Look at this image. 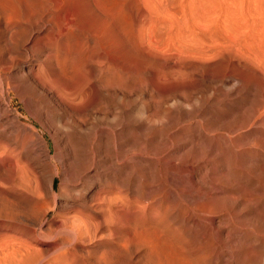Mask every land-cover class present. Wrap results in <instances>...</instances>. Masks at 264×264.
Masks as SVG:
<instances>
[{
  "label": "rangeland",
  "instance_id": "1",
  "mask_svg": "<svg viewBox=\"0 0 264 264\" xmlns=\"http://www.w3.org/2000/svg\"><path fill=\"white\" fill-rule=\"evenodd\" d=\"M0 264H264V0H0Z\"/></svg>",
  "mask_w": 264,
  "mask_h": 264
},
{
  "label": "bare ground",
  "instance_id": "2",
  "mask_svg": "<svg viewBox=\"0 0 264 264\" xmlns=\"http://www.w3.org/2000/svg\"><path fill=\"white\" fill-rule=\"evenodd\" d=\"M101 62H102V61H101ZM100 65H101V64H100ZM100 87H101V86H100ZM99 89H100V88H99ZM94 100H95V99H94ZM52 167H53V166H52ZM56 167H57V166L54 164V168H55V169H56ZM49 169H50V168H49ZM50 170H51V169H50ZM50 173H51V172H50ZM50 173H49V174H50ZM53 173H54V172H53ZM51 174H52V173H51ZM51 174H50V175H51ZM49 177L51 178V176H49ZM48 180H49V179H48ZM49 182H50V184H51L50 186H52L53 178H52ZM37 184H38V183H37ZM48 188H49V187H48ZM75 229H76V228H75ZM73 230H74V229H73Z\"/></svg>",
  "mask_w": 264,
  "mask_h": 264
}]
</instances>
